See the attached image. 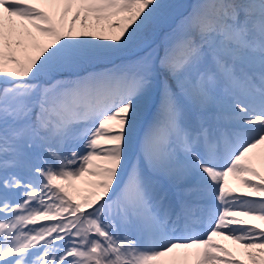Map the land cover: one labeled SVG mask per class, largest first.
<instances>
[{
  "label": "snow or ice",
  "instance_id": "snow-or-ice-1",
  "mask_svg": "<svg viewBox=\"0 0 264 264\" xmlns=\"http://www.w3.org/2000/svg\"><path fill=\"white\" fill-rule=\"evenodd\" d=\"M0 264H264V0H0Z\"/></svg>",
  "mask_w": 264,
  "mask_h": 264
},
{
  "label": "bare ground",
  "instance_id": "bare-ground-1",
  "mask_svg": "<svg viewBox=\"0 0 264 264\" xmlns=\"http://www.w3.org/2000/svg\"><path fill=\"white\" fill-rule=\"evenodd\" d=\"M229 180L231 182L232 181V178L229 177ZM77 183H80V182H77ZM215 239L219 240L220 238H215ZM221 242L227 243L229 247H237V246L233 245L232 242H230V241H228V242L221 241Z\"/></svg>",
  "mask_w": 264,
  "mask_h": 264
},
{
  "label": "rangeland",
  "instance_id": "rangeland-1",
  "mask_svg": "<svg viewBox=\"0 0 264 264\" xmlns=\"http://www.w3.org/2000/svg\"><path fill=\"white\" fill-rule=\"evenodd\" d=\"M81 186H83V185H81Z\"/></svg>",
  "mask_w": 264,
  "mask_h": 264
}]
</instances>
